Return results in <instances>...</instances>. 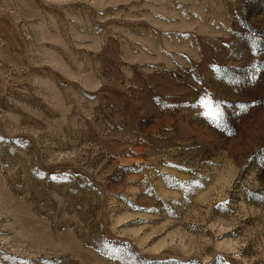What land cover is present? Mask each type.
<instances>
[{"label": "rangeland", "instance_id": "1", "mask_svg": "<svg viewBox=\"0 0 264 264\" xmlns=\"http://www.w3.org/2000/svg\"><path fill=\"white\" fill-rule=\"evenodd\" d=\"M0 264H264V0H0Z\"/></svg>", "mask_w": 264, "mask_h": 264}]
</instances>
